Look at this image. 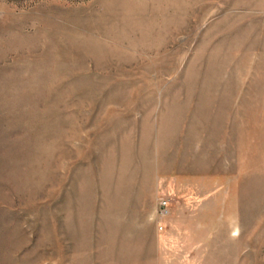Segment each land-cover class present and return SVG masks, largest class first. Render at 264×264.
<instances>
[{
  "label": "rangeland",
  "instance_id": "374dc122",
  "mask_svg": "<svg viewBox=\"0 0 264 264\" xmlns=\"http://www.w3.org/2000/svg\"><path fill=\"white\" fill-rule=\"evenodd\" d=\"M0 264H264V0H0Z\"/></svg>",
  "mask_w": 264,
  "mask_h": 264
}]
</instances>
